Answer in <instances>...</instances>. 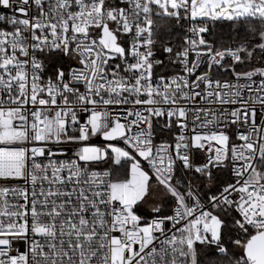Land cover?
<instances>
[{
  "label": "snow or ice",
  "instance_id": "snow-or-ice-1",
  "mask_svg": "<svg viewBox=\"0 0 264 264\" xmlns=\"http://www.w3.org/2000/svg\"><path fill=\"white\" fill-rule=\"evenodd\" d=\"M0 264H264V0H0Z\"/></svg>",
  "mask_w": 264,
  "mask_h": 264
}]
</instances>
